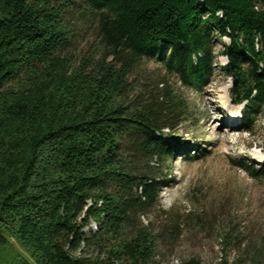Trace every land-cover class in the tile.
Instances as JSON below:
<instances>
[{
  "label": "trees",
  "instance_id": "16d2710c",
  "mask_svg": "<svg viewBox=\"0 0 264 264\" xmlns=\"http://www.w3.org/2000/svg\"><path fill=\"white\" fill-rule=\"evenodd\" d=\"M219 44L250 126L264 0H0V264H168L184 230L160 193L188 110L144 69L203 90Z\"/></svg>",
  "mask_w": 264,
  "mask_h": 264
},
{
  "label": "rangeland",
  "instance_id": "374dc122",
  "mask_svg": "<svg viewBox=\"0 0 264 264\" xmlns=\"http://www.w3.org/2000/svg\"><path fill=\"white\" fill-rule=\"evenodd\" d=\"M222 49L219 44L216 75L203 90L185 88L154 61L144 69L156 84L165 79L188 110L172 132L180 138L179 153L160 193L162 210L176 215L184 230L166 255L168 264L191 257L202 264H264V180L237 167L240 161L264 165V107L250 126L243 121L245 104L232 103L236 80L222 72ZM96 230L92 221L85 232Z\"/></svg>",
  "mask_w": 264,
  "mask_h": 264
},
{
  "label": "water",
  "instance_id": "95a60500",
  "mask_svg": "<svg viewBox=\"0 0 264 264\" xmlns=\"http://www.w3.org/2000/svg\"><path fill=\"white\" fill-rule=\"evenodd\" d=\"M235 84H236V81L233 83V85H232V86L234 87V86H235Z\"/></svg>",
  "mask_w": 264,
  "mask_h": 264
},
{
  "label": "bare ground",
  "instance_id": "6f19581e",
  "mask_svg": "<svg viewBox=\"0 0 264 264\" xmlns=\"http://www.w3.org/2000/svg\"><path fill=\"white\" fill-rule=\"evenodd\" d=\"M238 121V120H237Z\"/></svg>",
  "mask_w": 264,
  "mask_h": 264
}]
</instances>
